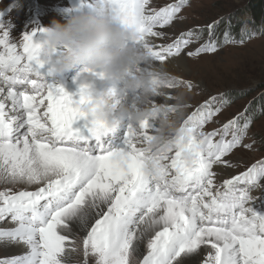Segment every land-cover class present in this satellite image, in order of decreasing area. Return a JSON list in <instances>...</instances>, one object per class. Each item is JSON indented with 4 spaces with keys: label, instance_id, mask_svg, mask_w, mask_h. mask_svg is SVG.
Masks as SVG:
<instances>
[{
    "label": "snow or ice",
    "instance_id": "6c2138e0",
    "mask_svg": "<svg viewBox=\"0 0 264 264\" xmlns=\"http://www.w3.org/2000/svg\"><path fill=\"white\" fill-rule=\"evenodd\" d=\"M187 3L156 8L151 0H80L74 9L100 7L134 25V43L148 54L139 70L153 74L155 97L165 95L161 88L192 87L155 70V62L178 57L205 29L204 42L188 56L243 45L258 34L242 29L237 37L229 23L217 37L221 17L154 45L151 38L165 35L157 26L182 20ZM41 32L26 29L17 45L0 23V184L35 186L0 190V248L25 249L0 257V264H71L77 233H84L81 264L89 257L95 264H264V157L221 182L214 171L234 166L224 159L234 148H251L242 144L252 122L248 106L205 131L231 102L218 93L169 130L158 148L150 146L156 124L149 118L129 123L114 143L107 139L114 128L89 114V85L80 83L73 98L40 77ZM155 106L171 114L189 107L151 98L149 107Z\"/></svg>",
    "mask_w": 264,
    "mask_h": 264
},
{
    "label": "rangeland",
    "instance_id": "374dc122",
    "mask_svg": "<svg viewBox=\"0 0 264 264\" xmlns=\"http://www.w3.org/2000/svg\"><path fill=\"white\" fill-rule=\"evenodd\" d=\"M257 1L259 0H188L187 5L179 14L184 18L177 19L163 28L157 26V30L162 31L165 35L151 39L155 45L171 43L181 32H186L196 26H205L222 17L223 19L215 28L217 33L223 23L230 22L237 15L246 20L247 18L244 16L247 11L246 7ZM260 1L264 2V0ZM79 2L80 0H0V23L9 26L12 42L19 45L23 31L32 28L45 29L54 19L62 23L65 22ZM172 2L174 0H151V5L159 8ZM81 10L88 9L84 7ZM245 30L248 29L245 28ZM251 30H255V28L252 26ZM37 35L41 39L43 32L37 33ZM206 36L207 30L205 29L203 36L190 44L179 55L187 61V71L180 69L171 73L159 66L157 68L166 73L168 77H176L192 84L191 88L184 84H180L175 89L162 88L170 102H173L170 105L178 103L189 105V107L181 109L179 115L169 113V120H176L174 123L186 118L197 105L209 96L226 92L231 102L214 117L213 121L204 126L205 131H211L214 128H219L222 123L238 112L244 111L246 106H248L249 113H254L251 106L258 104V100L261 99L259 102L261 106L258 108L260 112L256 119L252 116V123L242 142V144H251V148L238 146L224 158L234 166H214V171L219 174L217 182H221L244 171L252 163L264 157V100L262 101L264 98V32L258 31L257 35L247 40L243 45L224 44L215 53L188 56L187 52L203 43ZM57 55L56 51L50 53L49 60L43 62L37 71L46 83L59 84L72 94L73 98H78V87L80 83H85L84 78L78 76L87 72L80 65L66 71H53L52 66L59 57ZM90 72L93 73L94 69H91ZM170 92L172 95L168 97ZM170 97H179L180 99ZM158 105L160 104L158 103ZM179 121L175 128L179 127ZM217 169L219 170L217 171ZM5 187L11 188L13 191L24 188L34 190V187L22 184H0V190ZM257 192L258 190L254 191L253 195H256ZM83 235L84 233H77L75 237L78 251L71 254V264H81L84 259ZM5 255L4 248H0V257ZM88 264H95L93 257L88 258Z\"/></svg>",
    "mask_w": 264,
    "mask_h": 264
},
{
    "label": "clouds",
    "instance_id": "9594fccd",
    "mask_svg": "<svg viewBox=\"0 0 264 264\" xmlns=\"http://www.w3.org/2000/svg\"><path fill=\"white\" fill-rule=\"evenodd\" d=\"M137 38L134 25L112 18L100 7L74 9L65 22L54 19L44 29L40 56L47 62L50 53L60 48L61 55L53 64V71H66L80 65L84 69H99L104 79L119 83L118 93L113 88L91 92L86 105L90 116L113 128L122 116L134 125L145 118L153 119L156 129L150 146L158 148L164 144L167 132L175 127L168 111L158 106L149 107L157 89L153 74L139 70L148 54L134 43ZM129 93L133 95L126 101ZM137 93L141 102L134 103Z\"/></svg>",
    "mask_w": 264,
    "mask_h": 264
},
{
    "label": "bare ground",
    "instance_id": "6f19581e",
    "mask_svg": "<svg viewBox=\"0 0 264 264\" xmlns=\"http://www.w3.org/2000/svg\"><path fill=\"white\" fill-rule=\"evenodd\" d=\"M152 43L154 44V41H152ZM57 52H58V56H60L61 55V49L58 48ZM158 66L160 68H163L166 71L171 72V73H172V71L174 72L175 70H180V69L184 70V71L188 70L187 61L185 59H183L181 56L168 58L164 62H155V70L159 71L160 73H163V71L158 70V68H157ZM98 73H100V70L99 69H94L93 73L90 72V71L87 72V73H81L83 75L82 76H78V77L79 78H84L85 84L89 85V89H90L91 92H95V91H98V90H101V89H105L109 85H110L111 88H115L117 93L119 92V88L121 86L119 83H115L113 81L106 80L103 77H101L99 75H96ZM160 91L163 92L164 89L161 88ZM131 95H133V94H131V93L126 94V101ZM135 95H137V94H135ZM169 95H172V93L170 92V94H168V97H169ZM151 98L157 104L159 103L160 105H170V103H173V102H170V100L167 98V94L166 93L163 96H155V97H151ZM178 121H177V123H178ZM174 122H176V120L173 119V121H171V123L175 127L177 125V123H174ZM129 123L130 122L127 120V118L122 116V117H120L119 123H118V125L115 128L121 129L122 127H125V130H126V127L128 126ZM112 136L115 137V134L112 133ZM218 170L219 169H217V171ZM32 187H35V186H32ZM24 251H25V249L22 248V247H11V248H7V249L4 248V253L6 255H20V254H23Z\"/></svg>",
    "mask_w": 264,
    "mask_h": 264
},
{
    "label": "trees",
    "instance_id": "16d2710c",
    "mask_svg": "<svg viewBox=\"0 0 264 264\" xmlns=\"http://www.w3.org/2000/svg\"><path fill=\"white\" fill-rule=\"evenodd\" d=\"M245 10H247V11H245V14H244V16L247 18L246 20L242 19V16L237 15L230 22L226 21L220 27V30L218 32L217 37L222 36L225 27L229 23L231 25V32L233 33V35H235L237 37H239L241 30L246 28V23L251 24L249 26L250 27L253 26L255 28V30H257V32L260 30L261 27H264V2H261L259 0L255 3H253V5L249 4ZM260 100L261 99H259L258 101L260 102ZM263 100H264V98L262 99V101ZM259 102H258V104H254V106L253 105L251 106L252 111L254 113L250 112V114L252 116H254V119L257 118V114L260 112V110L258 108L261 106V103H259ZM263 105H264V103H263Z\"/></svg>",
    "mask_w": 264,
    "mask_h": 264
}]
</instances>
